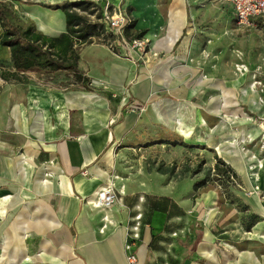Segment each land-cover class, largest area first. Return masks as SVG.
Masks as SVG:
<instances>
[{
	"label": "crops",
	"instance_id": "1",
	"mask_svg": "<svg viewBox=\"0 0 264 264\" xmlns=\"http://www.w3.org/2000/svg\"><path fill=\"white\" fill-rule=\"evenodd\" d=\"M40 1L22 5L21 9L35 22L37 18L44 20L40 25L44 34L55 37L65 32V14L43 6ZM221 3L232 10L229 4ZM147 34L156 38L155 32ZM179 34L174 41H178L182 32ZM0 48L7 50L6 59L11 61L9 47ZM184 57L183 45L171 61L150 76L147 64L114 56L104 48L86 47L79 52L78 67L90 78L89 85L94 91H87L82 85L80 89L66 90L53 84L46 87L19 80H4L5 85L0 84V133L13 134L16 141L11 152L14 156L0 154V192H9L0 196V207L7 208L5 212L0 209V214L8 212L21 197V192L13 190L15 181L28 182L26 186L32 184L43 198L36 203L27 202L23 206L27 213L17 216L16 251L24 253L19 264H130L125 251L126 228L137 207L143 213V225L141 240L136 245L138 260L134 264H230L226 247L241 242L224 236L228 229L220 227V230L212 223L213 217L209 223H197L200 211L212 207L218 197L215 191L202 192L199 190L202 186L195 188L196 182L205 179V169L174 189L172 185L148 190L125 188L122 203L109 212L113 224L104 232H101L102 218L107 212L87 203L110 174L105 163L113 146L175 148L194 158L201 148L200 156L206 154L208 161L204 166L211 168L215 158L208 148L214 149L218 144L225 147L228 141V150H223L221 158L238 178L247 180L241 146L228 139L246 133L257 139L261 129L239 113L240 127L237 134L231 133L225 119L229 117L225 112L230 107L226 103L231 102L230 93L196 96L203 111L198 109L197 113L198 103L192 98L196 91L173 68V63ZM125 88V97L113 96V90ZM133 102L145 105L146 110L140 112L139 107L130 110ZM252 110L255 113H249L250 116L264 114L257 113L260 109ZM110 119L115 121L109 125ZM231 143L235 146L231 147ZM249 147L261 155L254 144ZM16 150L27 155L25 160L15 156ZM235 150L239 152L236 154ZM247 155L248 169L256 170L250 168L254 163L250 160L252 154ZM51 160L53 164H49ZM19 168L23 173L16 171ZM47 170L53 177L44 183ZM255 180L264 184L259 176ZM120 183L119 180V186ZM252 227L262 229L263 225L257 221ZM7 244V237L0 231L1 249L6 251ZM237 258L238 264H264L254 250L242 251ZM11 260L17 261L13 255L9 264Z\"/></svg>",
	"mask_w": 264,
	"mask_h": 264
},
{
	"label": "rangeland",
	"instance_id": "2",
	"mask_svg": "<svg viewBox=\"0 0 264 264\" xmlns=\"http://www.w3.org/2000/svg\"><path fill=\"white\" fill-rule=\"evenodd\" d=\"M0 1L11 5L24 27L28 24H33L39 31L43 32L40 25L44 20L37 18L38 22H35L28 18L21 9L22 5H33L34 2L39 0ZM63 3L71 5V10L81 15L86 25H94L97 28L104 29V31H106V27L103 7L109 3L108 12L120 9L131 20V24H136L129 31L128 34L130 36L144 37L148 41L146 53L142 57H140V53L127 57L122 54L120 48L115 46L113 38L108 33L105 32L102 35L89 33L90 36L86 41H81L77 47L79 52L86 47L104 48L114 56L147 64L150 67L149 75L155 76L157 73L155 70L171 61L176 56V51L184 45L185 57L179 63L174 62L173 68H177V73L183 76L184 82L196 91L192 98L198 103L195 109L197 113L203 112L199 105L200 99L198 98H201L204 93H207L208 96L217 95V97L221 96L222 93L225 96L230 93L231 102L226 100L230 107L225 112L229 113V117L225 119L228 120L231 133L237 134V128L240 127L237 123V118L240 116L239 113L246 115L245 118H247L249 123L261 129L257 139L251 133L232 136L228 139L230 140L229 142H234L237 147L238 145L241 146L240 151L246 159L245 166L247 167L248 176L245 182L241 178H231L230 181L225 182V187L220 186L215 180L217 178L214 168L216 157L221 158L223 150H228V141H226L225 147L218 144L214 149L208 148V152H212L215 158V164L211 168L204 166V163L208 161L206 154L200 156L201 148L197 157L194 158L193 155L189 156L185 152L180 153V150L175 148L131 149L113 146L112 155L108 163L105 164L111 175L120 177V184L124 185L126 189L136 188L141 190H148L158 185L161 186L160 188L170 185H172V189L181 187L186 184V178L189 176L192 178L195 173L205 169L204 173L206 176L204 180L206 184L199 190L202 192L207 190L215 191L218 193V197L212 207L200 211V220H197V223H209L210 217H213L212 223L218 225L220 230V227L228 229V233L224 234V236L229 237L231 241L241 242L234 246L231 244L226 247L229 250L230 264H238L237 254L240 255L242 251L252 252V250H254L261 261H264V243L262 242V237H264V184L255 180L258 176L261 180L264 179V167L261 169L254 168L256 170L250 171L248 169L250 161H248L247 155V153L252 154L258 159V162L264 164V114L249 115V113H255L252 109H260L257 113H264V17H256L253 23L248 25L238 24L234 20L233 10L223 5L219 0L40 1L42 5L53 6ZM50 9L57 10L62 15L64 13L61 8ZM150 31L155 32L156 38L152 39L148 36L147 33ZM180 31L182 35L178 41H174ZM161 43H166L165 45L167 46L172 44V46L167 47ZM155 46L159 47L156 48ZM7 55V50L0 48V74L1 71L13 69L11 61L6 59ZM238 64L247 65L248 73L241 75L236 68ZM255 74L257 79L262 82V85H257L256 89H253V76ZM19 81L38 86L45 85L46 87L53 84L66 90L82 88L81 83L76 79L72 71L29 72L21 75ZM9 82L18 83V81ZM0 84L5 85V81L0 79ZM101 89L107 90L109 87ZM222 89L223 92L221 91ZM126 90V88L121 91L113 90V96L125 97ZM130 107V110H136L135 108L139 107L140 112L146 110L145 105H140L137 102L131 103ZM114 121V119H110L109 125L114 123ZM15 144L16 141L13 134L0 133V154H11V156H14L11 152H13L12 147ZM234 144L231 143L230 146L233 147L235 146ZM251 144L260 149L261 155L250 149L249 146ZM229 150L233 151V149ZM15 152V156L20 161L25 160L24 156L26 154L23 151L16 150ZM238 152V150H235L236 154ZM26 158L30 161L29 157ZM190 161L194 163L192 164ZM254 164L256 162L250 166ZM16 171L23 173L20 168ZM254 174L255 177H252ZM27 183L13 182L12 185L16 186L13 190L21 192V197L17 199L16 203L6 213L4 212L7 211V208L0 207L4 211L3 214H0V231L5 234L8 241L6 251L0 247V264H9L11 255L15 256L17 260L15 262L11 260V264H19L24 256V253L21 254L16 251L19 249L14 239L17 236L16 232H19L17 216L21 212L27 213L23 210V206L27 202L36 203L38 200L43 199L36 193V188L32 184L31 186H26ZM193 183L191 181L190 184L192 185ZM7 193L9 192L1 191L0 196H4ZM198 194L199 192H197ZM254 217L257 218L258 222H262L263 228L255 229L252 227L250 231H247V226ZM2 257L4 259H1Z\"/></svg>",
	"mask_w": 264,
	"mask_h": 264
},
{
	"label": "trees",
	"instance_id": "3",
	"mask_svg": "<svg viewBox=\"0 0 264 264\" xmlns=\"http://www.w3.org/2000/svg\"><path fill=\"white\" fill-rule=\"evenodd\" d=\"M43 6L63 10L66 18L65 32L53 37L39 31L33 24L24 27L11 5L0 1V46L9 47L13 68L1 71L0 79L19 80L20 76L27 72L72 71L85 90L94 91L89 85L90 78L78 67L79 50L74 46V38L84 42L91 33H96L97 27L86 25L83 17L72 11L71 5L67 3ZM132 26L133 24L128 29L130 30ZM216 159L215 180L220 186L225 187V182L231 178L239 179L237 173L222 158ZM205 184V180L196 183L195 188ZM256 222L257 218L254 217L248 224L247 231H250Z\"/></svg>",
	"mask_w": 264,
	"mask_h": 264
},
{
	"label": "built area",
	"instance_id": "4",
	"mask_svg": "<svg viewBox=\"0 0 264 264\" xmlns=\"http://www.w3.org/2000/svg\"><path fill=\"white\" fill-rule=\"evenodd\" d=\"M221 2L227 3L231 6L234 12V20L241 25H248L253 23L254 18L264 17V0H220ZM107 6L103 7L104 9V20L105 27L104 29L97 28L95 35L104 34L105 32L113 38L115 46L120 48L122 54L125 56H132L135 53H140V57L146 53L147 40L144 37H134L130 36L128 33V28L131 26V20L128 16L123 13L120 9H114L113 12H108L109 3ZM104 27V28H105ZM130 31V30H129ZM79 41V43H78ZM74 46L77 48L80 45L81 39L74 38ZM237 71L241 75L248 73V67L245 64H238L236 66ZM257 85H262V82L257 79V75L253 76V89H256ZM264 137V136H263ZM51 160L49 164H53ZM84 174H87L86 171H83ZM53 177V173L49 170L45 173L44 183L49 181V178ZM120 177L118 175L108 174V177L95 193V195L87 201L95 209L106 211L107 213L103 216V225L101 227V232L108 227V225L113 224V219L109 214L112 207L116 204L122 203L123 197L125 195V186L118 185ZM143 225V213L139 207L137 211L133 213L130 217L129 224L127 225V234L125 242V251L127 261L130 264L137 262V251L136 245L141 240V229ZM175 236L176 233H173Z\"/></svg>",
	"mask_w": 264,
	"mask_h": 264
},
{
	"label": "bare ground",
	"instance_id": "5",
	"mask_svg": "<svg viewBox=\"0 0 264 264\" xmlns=\"http://www.w3.org/2000/svg\"><path fill=\"white\" fill-rule=\"evenodd\" d=\"M174 30H175V29H174ZM176 30H177V29H176ZM170 32H171V31H170ZM173 37H174V36H173ZM169 43H170V42H169ZM250 160H252L254 163L256 162V164H254L253 166H250L251 169H254V168H256V169H261V168L264 167V164L258 162V161H257L258 159H256V157H254L253 155L250 156ZM262 179H263V177H262Z\"/></svg>",
	"mask_w": 264,
	"mask_h": 264
}]
</instances>
